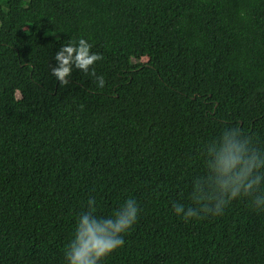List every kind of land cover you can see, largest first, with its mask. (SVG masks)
I'll return each mask as SVG.
<instances>
[{
  "label": "trees",
  "instance_id": "obj_1",
  "mask_svg": "<svg viewBox=\"0 0 264 264\" xmlns=\"http://www.w3.org/2000/svg\"><path fill=\"white\" fill-rule=\"evenodd\" d=\"M80 36L103 88L51 76ZM226 126L264 148V0H0V264H63L90 197L98 216L139 207L101 264H264L249 198L187 222L171 210Z\"/></svg>",
  "mask_w": 264,
  "mask_h": 264
},
{
  "label": "clouds",
  "instance_id": "obj_2",
  "mask_svg": "<svg viewBox=\"0 0 264 264\" xmlns=\"http://www.w3.org/2000/svg\"><path fill=\"white\" fill-rule=\"evenodd\" d=\"M84 37L69 38L55 52L51 76L66 84L73 69L95 78L103 88L105 79L97 75L95 62L102 59L92 51ZM205 175L193 179L189 199L191 205L174 202L172 213L184 221L222 214L234 199L249 198L255 210L264 211V148L258 147L252 136L234 126L222 128L219 134L202 146ZM94 197L86 201L87 208L75 220L71 239L63 250V264H101L113 252L124 246V235L137 220L139 207L135 200L125 198L110 216H98Z\"/></svg>",
  "mask_w": 264,
  "mask_h": 264
}]
</instances>
